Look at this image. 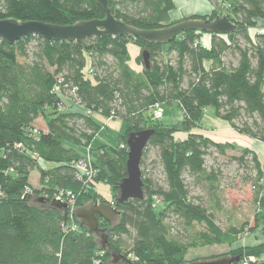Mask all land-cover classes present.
<instances>
[{
  "label": "trees",
  "instance_id": "1",
  "mask_svg": "<svg viewBox=\"0 0 264 264\" xmlns=\"http://www.w3.org/2000/svg\"><path fill=\"white\" fill-rule=\"evenodd\" d=\"M206 1L215 6L218 0ZM219 1L229 9L226 18L237 26L233 33L189 31L167 45L129 36L95 37L87 48L33 36L13 45L0 41V264H93L99 252H104L101 264H107L110 254L132 264H184L190 249L233 245L247 231L217 224L223 175L219 167L207 166L213 155L242 168L250 161L254 174L243 182L253 190L254 227L248 232L264 227V174L256 153L194 132L212 108L215 118L236 133L264 145V32L253 38L248 33L256 21L264 22V0ZM107 2L115 20L140 31L165 28L175 10L173 0ZM211 11L181 21L214 20ZM102 19L94 0H0V21L72 26ZM203 35L210 37L207 46L200 42ZM129 44L149 53L148 70L141 55L136 58L140 72L128 66ZM226 56L235 63L226 64ZM65 96L81 110L65 108ZM174 103L183 114L178 127L151 119L155 104ZM95 116L123 123L116 147L93 148L103 128ZM39 121L43 130L36 128ZM144 130L154 131L140 163L144 198L124 204L113 199L118 223L99 220L106 247L78 219L77 230L71 231L66 210L33 202L63 191L74 196L77 209L89 201L104 203L92 191L94 186L85 189L77 178L75 164L84 152L76 148L90 149L93 184L109 186L116 198L126 177V140ZM176 132L187 135L179 140ZM235 151L238 156L227 157ZM151 152L154 159L148 156ZM34 171L41 188L24 197V191L32 189ZM196 186L202 196L192 195ZM124 237L130 240L128 246ZM263 251L238 252L233 257L239 261L233 264H264Z\"/></svg>",
  "mask_w": 264,
  "mask_h": 264
},
{
  "label": "rangeland",
  "instance_id": "2",
  "mask_svg": "<svg viewBox=\"0 0 264 264\" xmlns=\"http://www.w3.org/2000/svg\"><path fill=\"white\" fill-rule=\"evenodd\" d=\"M215 3H216L215 6L210 4L211 8L213 9V13H214L212 14L220 18L226 17V15L228 14V10H229L227 6L224 7V5H221L222 3L219 0ZM211 12L212 11H209L208 13L204 14L201 8V13H199L200 15L194 14V15H190L187 17L205 16L207 14L208 15L211 14ZM185 17L186 16H180L174 10L173 12H171L170 19L168 20V22H166L165 28L173 26L172 23H175L178 21L180 22ZM258 32L259 33L264 32V22L256 21L255 26L248 30L249 36L251 38H253L254 35ZM209 40H210V37L208 35H203L201 36L200 42L202 45L207 46ZM141 53L142 51H140L139 55H141ZM224 60H225L224 61L225 63L226 62L233 63V64L235 63V60L231 58L230 56H226ZM76 107L80 109V107L78 106ZM162 109H163V117L161 121L163 122V124L178 127L183 117L182 111L178 108V106L176 104H171L169 106H162ZM213 112L214 111L212 108H208L205 111V115L203 116L198 129L194 130V132L203 134L204 136L206 135V137H210V139H212L215 142L234 143L239 149L246 148V146H249L255 150L254 152L256 153L258 160L260 156H261V159L263 158L264 153L260 150V147L262 145L259 146L261 143L259 144V142H256V141L252 142L250 141L251 139H249L248 137L239 135L234 130H232L226 123L215 118ZM41 127H42V124H39L36 126L37 129H40ZM118 134L112 131L100 132L99 136L94 140L93 148H97L101 145H109L108 147L116 146ZM186 135L187 134L183 132H176L175 138L182 140L186 137ZM76 149L80 153L84 152L83 153L84 160L89 159V162L91 163V156H90L91 153L89 152L90 149L88 151L87 150L84 151L83 149H80V148H76ZM235 155L238 156L239 152L237 151L232 152V153L228 152L227 157H232ZM148 156L150 159H154V152H151ZM90 165L92 169H94L92 164ZM211 165H214L215 168L219 167L223 175L221 179V190L223 191V195L220 198L222 210L216 215L217 224L222 229L228 228L230 226H234L237 228L244 227V230L247 232L236 243H234L231 246L219 245V246L190 249L186 255L184 264H192L195 262H202V261H211V260H216L220 258H231L233 256H238L239 254H236L238 252L243 253L246 250L260 249V248L264 249V227L262 226V224L259 225L257 230H253V232H250V233L248 232L250 230L252 231L254 227V207L252 204L253 190H252L251 184L249 183L244 184L243 182H245V180L247 179V177L250 176V174L252 175L254 174V171H251L252 164L249 161L248 168L246 167L242 168L234 161H228V159H223L216 155H213L207 159V166L209 167ZM260 165H261V168L264 174V166H263L264 164L260 162ZM41 166L43 168L47 167V165H44L43 163H41ZM94 172L96 174L95 169H94ZM156 175H157L156 178H159L161 181L162 177L160 176V173L156 171ZM30 180L36 183L35 185L37 189L31 186L32 187L31 192L27 196H31L33 194L32 191L39 190L38 187L41 186L40 179H39V173L37 171H34L31 173ZM92 182L94 183V179ZM93 186H94V189H92V191H95L96 194L104 201V203H101V204H107L113 207L112 201L113 199H116L115 198L116 195L112 193L111 189L109 188V192L106 194V199H109V200H106L104 199L103 195L99 193V191L97 192L95 190V186H96L95 184L94 185L90 184L89 185L90 189L89 188H85V189H89L91 191V188H93ZM57 194L58 192L53 193L51 196H41L39 198H43L45 201H48L49 203L51 201H55V197ZM192 195L202 196L203 191L201 190V187L200 186L194 187L192 191ZM37 199H35L33 202L36 203ZM58 203H61V202H58ZM74 204H75V200H74ZM94 204L96 203H92L90 201L86 202L84 205V209H88L90 206ZM66 211H67V208H66ZM76 211H77V208L75 207V212ZM118 221H119V217L115 218L112 222V225L117 224ZM99 229L103 230L101 228ZM101 235H102L101 233L96 235L98 241L100 242V245L102 242ZM104 235H106V232L104 233ZM124 242L125 244H127L126 246L130 244V240L126 237H124ZM102 253L104 254V252ZM102 253L99 252L97 254V257H99L98 258L99 264H101L100 257ZM113 255L115 254L109 255V258L106 261L107 264H112ZM245 257L249 258L252 261L255 260V258L251 256H245ZM262 257H264V251L261 253L260 258ZM95 260L93 262H95Z\"/></svg>",
  "mask_w": 264,
  "mask_h": 264
},
{
  "label": "water",
  "instance_id": "3",
  "mask_svg": "<svg viewBox=\"0 0 264 264\" xmlns=\"http://www.w3.org/2000/svg\"><path fill=\"white\" fill-rule=\"evenodd\" d=\"M104 14L102 20H92L79 22L72 26H54L37 21L18 22L15 20L0 21V41L7 45H13L19 40L33 36L40 37L48 41L80 43L87 48V42L95 37H132L145 41L167 45L185 32L210 33L214 35H227L236 31L237 26L226 17H216L214 20H184L178 24L154 31H140L133 29L115 20L112 16L107 0H94ZM142 64L145 70L150 67V55L147 51L141 53ZM154 134L153 130H144L129 134L126 140L127 160L125 163L126 177L118 185L116 202L124 204L130 200H143L142 173L140 163L142 154L148 144L149 139ZM40 204H49L51 207L66 210L67 205L55 201H45L43 198L36 200ZM119 212L107 204H94L88 209H77L75 218L81 222V226L88 232L102 234L101 247L107 246L105 231L99 229V220L112 224L113 220L119 217ZM124 261L132 264L124 256L113 255L112 264H119ZM238 257L220 258L211 261L195 262L192 264H233L238 262Z\"/></svg>",
  "mask_w": 264,
  "mask_h": 264
},
{
  "label": "crops",
  "instance_id": "4",
  "mask_svg": "<svg viewBox=\"0 0 264 264\" xmlns=\"http://www.w3.org/2000/svg\"><path fill=\"white\" fill-rule=\"evenodd\" d=\"M173 3L175 6V11L180 16H186V17L190 16V15H194V14L198 15L199 13H201V8H202V11L204 14L208 13L212 9L211 5L208 2H206L205 0H173ZM127 51H128L129 58H130L128 66L132 70H134L135 72H140L142 70V66L138 65L136 63V58L139 56L140 50L136 46L129 44L127 46ZM63 101L65 104V108H67L68 110H73L76 108V106L72 105V101L68 97H66V96L63 97ZM94 118L100 123V125H102V127H103L102 131H112V132L117 133V134L123 131V123L118 119H115V120L111 119L110 120V119H104V118L99 117V116H95ZM37 124L38 125L42 124L41 129L42 130L44 129V124L42 122L39 121ZM120 134H118L117 145L119 144ZM250 141L254 142V140H250ZM101 146H109V145H101ZM101 146H99V147H101ZM116 146H111V147H116ZM259 146H261L260 150L264 153V149H263L264 145L260 144ZM99 147H97V148H99ZM246 148H248L252 151H255L253 148H251L249 146H246ZM259 161L264 164V154H263L262 159H261V156L259 157ZM29 183L31 184V186L33 188L37 189L35 182H33L29 179ZM39 188H41V186H39L38 189ZM95 190L97 192L99 191V193H101L103 195L104 199H106V194L109 192V186L103 185V184H97L95 186ZM106 200H109V199H106Z\"/></svg>",
  "mask_w": 264,
  "mask_h": 264
},
{
  "label": "built area",
  "instance_id": "5",
  "mask_svg": "<svg viewBox=\"0 0 264 264\" xmlns=\"http://www.w3.org/2000/svg\"><path fill=\"white\" fill-rule=\"evenodd\" d=\"M162 117H163L162 106L159 104H155L152 108V118L151 119L153 121H159L162 119ZM85 160L83 158L75 164V168L77 170L76 176L80 181H82L84 183L85 188H89V185L93 184L92 181L94 179L95 172H94V169H92V167L90 165L91 163L89 162V159H87L86 161ZM30 192H31L30 189H26L24 191L23 196L25 197V196L29 195ZM74 200H75L74 196H72L70 193H64L63 191L58 192V194L55 197V201L61 202L62 204L67 205V214L66 215H67V218L69 219L70 224H71V228H70L71 231L77 230ZM102 254H101V256H102ZM93 264H99V260L96 259L95 262H93ZM243 264H246V263H243Z\"/></svg>",
  "mask_w": 264,
  "mask_h": 264
},
{
  "label": "flooded vegetation",
  "instance_id": "6",
  "mask_svg": "<svg viewBox=\"0 0 264 264\" xmlns=\"http://www.w3.org/2000/svg\"><path fill=\"white\" fill-rule=\"evenodd\" d=\"M120 264V263H119Z\"/></svg>",
  "mask_w": 264,
  "mask_h": 264
}]
</instances>
